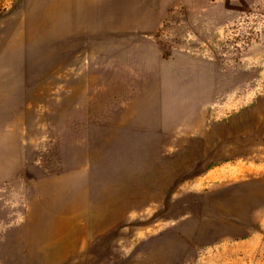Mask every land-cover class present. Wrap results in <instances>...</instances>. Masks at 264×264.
I'll return each instance as SVG.
<instances>
[{
	"label": "crops",
	"instance_id": "crops-1",
	"mask_svg": "<svg viewBox=\"0 0 264 264\" xmlns=\"http://www.w3.org/2000/svg\"><path fill=\"white\" fill-rule=\"evenodd\" d=\"M224 5L21 1L0 47V186L30 181L31 249L58 248L61 257L83 245L91 211L115 216L117 187L158 175L152 153L159 163L165 148L178 155L184 139L208 136L216 63L163 48L156 34L176 9L215 13ZM263 204L264 172L213 184L203 192L197 239L247 236Z\"/></svg>",
	"mask_w": 264,
	"mask_h": 264
},
{
	"label": "rangeland",
	"instance_id": "rangeland-1",
	"mask_svg": "<svg viewBox=\"0 0 264 264\" xmlns=\"http://www.w3.org/2000/svg\"><path fill=\"white\" fill-rule=\"evenodd\" d=\"M21 1L0 0V47ZM216 1L225 5L215 13L174 10L156 34L163 48L216 63L208 136L184 139L178 155L165 148L159 163L152 153L158 175L117 187L113 196L123 210L113 217L91 211L83 245L61 257L58 248L29 247L30 181L1 185L0 264H264V204L247 236L215 243L196 236L205 190L264 172V0Z\"/></svg>",
	"mask_w": 264,
	"mask_h": 264
}]
</instances>
